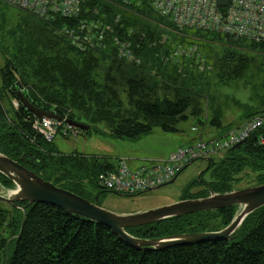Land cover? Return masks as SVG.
<instances>
[{"label": "trees", "instance_id": "1", "mask_svg": "<svg viewBox=\"0 0 264 264\" xmlns=\"http://www.w3.org/2000/svg\"><path fill=\"white\" fill-rule=\"evenodd\" d=\"M118 2L85 0L84 8L88 14L97 8L98 13L108 15L109 21L120 14L122 28L117 30L130 35L139 64L119 60L113 50L80 51L59 31L70 21L39 18L15 7L11 13L12 7L0 0V53L4 58L0 92L18 101L13 118L0 102V152L44 180L91 202L92 191L105 193L97 184V175L115 169L117 164L105 158L56 151L52 142L33 130L34 114L21 104L20 93L42 110L55 111L89 129L103 122L110 135L129 140H138L156 127L176 132L178 122L189 116L201 128L208 124L219 137L264 115L263 42L179 30L148 7H127ZM196 39L220 46V53L210 61L203 55L202 62L194 58L170 60L178 44L193 45L198 51ZM203 63L206 67L201 71L198 66ZM209 76L213 80L207 84L240 87L239 94H214L211 86L202 85ZM169 92L172 98L166 96ZM200 97L207 100L209 116ZM230 109L238 112L237 121L223 124ZM263 130L253 132L242 145L213 159L207 170L184 188L181 199L239 189L236 187L246 172L254 175L252 185L264 183V146L258 144ZM206 173L207 181L203 179ZM13 187L0 174V190ZM236 212L237 207L232 206L126 231L145 239L214 231L227 226ZM25 213L23 220L21 209L10 205L8 210L0 208V264H264V206L243 221L231 241L209 240L162 251L135 249L107 227L49 204H32Z\"/></svg>", "mask_w": 264, "mask_h": 264}, {"label": "built area", "instance_id": "2", "mask_svg": "<svg viewBox=\"0 0 264 264\" xmlns=\"http://www.w3.org/2000/svg\"><path fill=\"white\" fill-rule=\"evenodd\" d=\"M9 6L29 12L39 18H63L70 23L59 28L71 45L80 51H111L126 63L139 64L130 35L120 34V14L109 21L106 13L92 9L88 14L85 0H2ZM127 7L145 6L156 14L171 21L175 28L209 31L264 43V0H226L220 5L218 0H118ZM111 4H115L112 2ZM196 47L178 44L172 50V57L192 56ZM33 130L47 141L52 142L57 134L64 137L78 134L79 130L62 120L34 116ZM264 129V115L256 116L229 130L224 136L204 139L199 137L193 143L171 151L166 157L147 160L137 168H130L124 159L118 161L113 170L97 175L98 186L106 191L125 195L145 192L169 182L182 169L200 159L222 157L224 153L250 135ZM194 133L200 134L196 127ZM264 145V130L258 138Z\"/></svg>", "mask_w": 264, "mask_h": 264}, {"label": "water", "instance_id": "3", "mask_svg": "<svg viewBox=\"0 0 264 264\" xmlns=\"http://www.w3.org/2000/svg\"><path fill=\"white\" fill-rule=\"evenodd\" d=\"M218 3L225 5L226 0H218ZM19 99L21 104L37 117L62 120V116L36 107L21 93L19 94ZM68 123L82 131L89 129V126L83 123L72 120H68ZM243 143L234 145L232 149L237 148ZM203 160L206 161L208 166L201 173L205 172L213 161L209 157ZM189 165L191 164L185 166L184 169ZM0 174L7 177L14 184L13 188L4 189L7 193L0 192V202L21 209L23 220L26 214V207L36 203L49 204L67 214L75 215L107 227L119 239L135 249L147 248L162 251L175 246L194 245L209 240L231 241L233 239L232 234L240 227L243 221L254 211L264 206V183H262L222 194L210 191L207 197L180 199L176 203L143 212L118 214L103 208L98 203L99 193L94 196V201L91 202L71 191L44 180L19 162L5 156L2 152H0ZM177 176L164 185L173 183ZM161 186L150 188L146 192L156 190ZM112 193L123 195L117 192ZM18 203H26V205L21 206ZM232 206H236L238 209L235 216L225 228L219 231L184 233L157 239L135 237L126 231L127 228L144 226L177 216L215 211Z\"/></svg>", "mask_w": 264, "mask_h": 264}, {"label": "rangeland", "instance_id": "4", "mask_svg": "<svg viewBox=\"0 0 264 264\" xmlns=\"http://www.w3.org/2000/svg\"><path fill=\"white\" fill-rule=\"evenodd\" d=\"M10 12H15L13 7ZM189 35H191L190 32ZM195 42L199 46L197 53L192 56H177L170 60L176 62L175 59L194 58L195 61L200 60L202 62L201 55H203L207 60L210 61L220 53V46L218 47L213 44L205 43L201 39H196ZM3 61L4 58L0 53V68L3 65ZM205 67V63L199 64L198 66L199 70L201 71H203ZM208 80H213V77H206L203 80L202 85L204 87L211 86L210 90H212L214 94H229L231 96L238 95L240 92V87L235 86L236 88H221L219 85L215 86V82L211 83V85L207 84ZM166 96L172 98V94L170 92L167 93ZM206 101L207 100L204 97H200V103L204 109V113L206 112L209 116L210 111L207 109ZM0 102L8 117L13 118V107L16 106L14 101L11 100L7 95H4L2 92H0ZM232 109L225 112V116L222 120L223 124L237 121L236 118L238 112ZM194 126H197L200 130L204 129L205 127L207 129H212L208 124L203 128L199 127L196 123V120L192 116H189L186 120L178 122L176 125L178 130L176 132H164L160 128L156 127L150 134L145 135L138 140H129L110 135L108 126L103 122H99L96 123L91 129L86 130V132L78 133L75 137L73 135L64 137L61 134H57L52 140V146L56 151L65 154L76 152L86 156L105 158L112 162H116L118 159H124L126 160L127 164H142L147 160L166 157L168 153L178 145L185 146L189 137L193 134V130L191 128ZM205 167L206 161L196 160L191 165L186 167L178 175L173 183L161 186L156 190H151L145 193L133 196L119 195L112 192L102 193L100 194L101 205L103 208L118 214H132L176 203L181 199L184 188L192 180H194L198 174L205 169ZM203 179L206 181L209 179L207 173L204 174ZM253 182L254 175L252 173L246 172L243 175L242 180L239 181L236 188H245L248 185H252ZM200 186L201 185H199L197 188H194L193 191L198 190ZM0 192L7 193V191L4 189H1ZM0 208L8 210L9 205L0 202ZM4 234L5 237L8 236L6 233ZM9 240H11V238ZM11 253L12 250L10 251V254Z\"/></svg>", "mask_w": 264, "mask_h": 264}, {"label": "crops", "instance_id": "5", "mask_svg": "<svg viewBox=\"0 0 264 264\" xmlns=\"http://www.w3.org/2000/svg\"><path fill=\"white\" fill-rule=\"evenodd\" d=\"M200 133H201V137H203V138H206V139H209V138H211V137H213V136H215V133H216V131L214 130V129H203V130H201L200 131ZM200 137V134H197V133H193L190 137H189V139H188V141L186 142V145L187 144H190V143H193L197 138H199ZM182 141V140H181ZM180 146H183V145H178L177 147H174L171 151H173L174 149H176V148H178V147H180ZM170 151V152H171ZM169 152V153H170ZM168 153V154H169ZM119 160V159H118ZM117 160V161H118ZM117 161L115 162V164H117ZM143 164V163H142ZM141 164L140 163H137V164H134V163H131V164H128V166L130 167V168H137L138 166H140Z\"/></svg>", "mask_w": 264, "mask_h": 264}, {"label": "flooded vegetation", "instance_id": "6", "mask_svg": "<svg viewBox=\"0 0 264 264\" xmlns=\"http://www.w3.org/2000/svg\"><path fill=\"white\" fill-rule=\"evenodd\" d=\"M17 102H18V101H17ZM239 189H240V188H239ZM235 190H236V189H235ZM96 194H97V192L92 191V192H91V196H90V198H93V200H94V196H95ZM100 197H101V195H98V203L101 205V200H100L101 198H100ZM101 206H102V205H101ZM223 209H224V208H223ZM219 210H221V209H219ZM237 210H238V209H237ZM216 211H217V210H216ZM225 227H226V226H224V227H222V228H220V229L214 230V231H219V230H221V229H223V228H225ZM234 233H235V232H234ZM234 233L232 234L233 237H234V235H235Z\"/></svg>", "mask_w": 264, "mask_h": 264}]
</instances>
